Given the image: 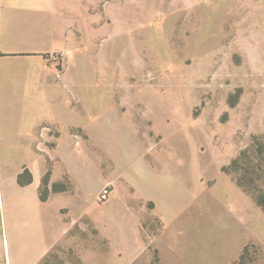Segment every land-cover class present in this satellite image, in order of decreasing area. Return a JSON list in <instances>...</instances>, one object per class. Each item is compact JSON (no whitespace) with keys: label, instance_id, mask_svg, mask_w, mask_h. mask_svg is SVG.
<instances>
[{"label":"rangeland","instance_id":"obj_1","mask_svg":"<svg viewBox=\"0 0 264 264\" xmlns=\"http://www.w3.org/2000/svg\"><path fill=\"white\" fill-rule=\"evenodd\" d=\"M41 1L0 0V119L12 150L32 149L11 154V170L62 176L72 190L45 205L62 215L114 176L110 196L140 223L139 264H264V0ZM41 6L66 17L44 29L59 53L46 54L55 72L44 75L19 54L31 26L4 20ZM139 170L151 201L134 194ZM97 205L83 218L76 203L64 218L60 264H81V249L90 264L106 253L112 264Z\"/></svg>","mask_w":264,"mask_h":264},{"label":"crops","instance_id":"obj_2","mask_svg":"<svg viewBox=\"0 0 264 264\" xmlns=\"http://www.w3.org/2000/svg\"><path fill=\"white\" fill-rule=\"evenodd\" d=\"M68 1L71 2V0ZM63 7L80 6L75 4L66 6L64 4ZM62 12L64 10L61 7H13L4 17L5 22L14 19L18 23H27L31 26L26 35L19 34L18 37H15L26 43L22 53L19 52V54H25V56H22L31 59L33 65H38V67L34 68L40 75H44L48 71H54V68L49 65V59L44 60L42 56L59 53L58 50L48 49L50 45L46 48V43L51 40L50 38L46 40L43 38L44 29L46 28L49 31L48 28L51 27L52 23L55 25L64 23L66 17ZM7 32L10 33L9 27ZM0 57L3 56L0 55ZM51 82H56V80ZM56 118L58 119V117ZM57 121L59 122L60 119ZM27 124L26 122L23 123L24 133L29 127ZM31 127L33 126L31 125ZM63 130L57 133L58 138L67 135L68 130H65L64 133ZM27 134H30V132L27 131ZM10 138L11 122L3 117V119H0V264H44V259L50 253H58L57 249L59 248L64 250L70 248V244L67 241H69L71 229L69 224H65L64 218H68V212L72 215L76 203L79 205L80 214L83 218H90L92 205H103L106 208L104 211L99 210L95 220H98L99 237L103 241H109L108 255L112 264H139L140 257L145 252V246L136 213L133 209L126 206L127 203L124 198L122 199L119 196L120 194L116 192L107 198L105 202H98L99 192L107 183L115 182L114 176L105 180L95 191L92 198L83 199L82 201L79 199L68 209V212L61 210L63 215L60 214L58 206H52L54 209L48 211V207L45 205L54 201V198H63L69 192L53 193L50 192L48 187V197L45 201H42L39 193L42 177L44 176L42 174L41 176H36V174L31 173L32 181L30 184L23 187L19 186L17 176L21 170H11L9 156L11 154L32 155V149L12 150ZM145 172L147 170H139V174L131 175V181H136V184H138L134 194L137 193L142 198L141 200L146 202L147 200L151 201V199L147 192L148 190L150 191V188L144 187L145 183L143 184L146 176L140 175ZM125 173L126 171H123L122 175ZM61 177L59 174L56 176L51 174L49 183L59 182ZM39 179L40 184L38 183ZM161 185L162 188H165L164 184ZM135 198L139 201L137 195ZM162 203L172 209L171 204L168 205V201L164 198ZM154 204L157 206L156 209L162 215H165L166 207L164 204ZM71 224H74V220ZM126 234L128 237L127 241L123 239ZM86 252L87 250H80L81 264H90L89 260L86 259ZM106 255H99L98 264L101 261L102 264L107 262L108 258ZM147 263L150 264L148 261Z\"/></svg>","mask_w":264,"mask_h":264},{"label":"trees","instance_id":"obj_3","mask_svg":"<svg viewBox=\"0 0 264 264\" xmlns=\"http://www.w3.org/2000/svg\"><path fill=\"white\" fill-rule=\"evenodd\" d=\"M44 60H47L48 57L47 55H44L43 56ZM238 162L239 160H234L232 161L229 169H234V171H237V166H238ZM226 170H228L227 168H224L223 169V172H226ZM28 172L27 171H24L22 172L21 174H19L17 176V183L19 186H26L28 184H30V182L32 181L31 180V176L28 174L27 178L24 179V175L27 174ZM66 181V180H62V181H59V182H56V183H53L52 184V192L53 193H62V192H70L72 190V186H67L65 185L63 182ZM239 186L240 187H244V185L242 184L241 181H239ZM49 174L47 173L46 176L42 179L41 181V186H40V189H39V193H40V198L42 201H45L47 199V196H48V193H49ZM257 204L258 205H263L262 201L261 200H257ZM248 248H244L243 251H242V254L240 255L239 257V261L242 262L243 259H245V252L247 251ZM57 251L59 252L60 250L57 249ZM62 260V259H61ZM44 264H60V259H59V256H58V253L57 252H52L48 255V257H46L44 259Z\"/></svg>","mask_w":264,"mask_h":264},{"label":"built area","instance_id":"obj_4","mask_svg":"<svg viewBox=\"0 0 264 264\" xmlns=\"http://www.w3.org/2000/svg\"><path fill=\"white\" fill-rule=\"evenodd\" d=\"M113 192V186L107 183L98 194V202L103 203Z\"/></svg>","mask_w":264,"mask_h":264}]
</instances>
